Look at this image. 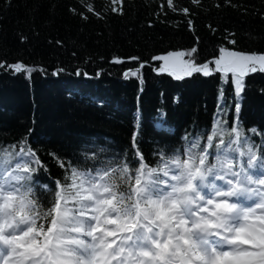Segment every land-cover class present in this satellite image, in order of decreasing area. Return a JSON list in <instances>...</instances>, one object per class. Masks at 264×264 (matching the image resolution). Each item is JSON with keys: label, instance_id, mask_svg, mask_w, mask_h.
<instances>
[{"label": "trees", "instance_id": "16d2710c", "mask_svg": "<svg viewBox=\"0 0 264 264\" xmlns=\"http://www.w3.org/2000/svg\"><path fill=\"white\" fill-rule=\"evenodd\" d=\"M222 47L264 54V0H0V146L8 152H18L22 141L31 146L48 169L33 176L49 184L66 171L50 154L87 169L132 163L134 131L154 165L157 153L182 149L186 134L207 133L214 116L232 125L234 85L215 71ZM192 49L211 75L177 80L153 59ZM17 63L25 70L17 73ZM125 71L139 75L125 78ZM243 79L241 140L261 145L264 72ZM218 104L228 105L223 117ZM35 192L47 206L48 193L39 185Z\"/></svg>", "mask_w": 264, "mask_h": 264}, {"label": "snow or ice", "instance_id": "6c2138e0", "mask_svg": "<svg viewBox=\"0 0 264 264\" xmlns=\"http://www.w3.org/2000/svg\"><path fill=\"white\" fill-rule=\"evenodd\" d=\"M194 51L153 59L163 61L159 72L177 80L211 75L208 62L184 59ZM214 63L226 83L232 76V125L214 116L207 133L186 134L182 149L157 153L154 165L139 151L134 131L132 163L87 169L50 154L66 171L49 184L33 176L48 169L31 146L22 141L18 152L0 146V264H264V143L241 140L238 123L243 78L258 67L264 72V54L222 47ZM13 67L25 70L21 63ZM227 108L218 104V115ZM37 185L51 197L47 206L36 196Z\"/></svg>", "mask_w": 264, "mask_h": 264}, {"label": "rangeland", "instance_id": "374dc122", "mask_svg": "<svg viewBox=\"0 0 264 264\" xmlns=\"http://www.w3.org/2000/svg\"><path fill=\"white\" fill-rule=\"evenodd\" d=\"M190 52V51H189ZM186 53H188V52H186ZM184 59L185 60H192V61H194L195 63H196V60H195V58H194V52H191V55H186L185 57H184ZM196 65L197 66H200L199 64H197L196 63ZM161 66L163 67V61H161ZM258 67V66H257ZM209 68H210V70L212 71V73L214 72V70L211 68V66H209ZM257 71H259V67H258V70ZM256 71V72H257ZM222 76L224 77V74L222 73ZM232 79V76H231V73H229V75H228V79Z\"/></svg>", "mask_w": 264, "mask_h": 264}]
</instances>
